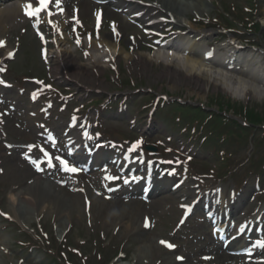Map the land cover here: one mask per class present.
<instances>
[{"label": "rangeland", "instance_id": "374dc122", "mask_svg": "<svg viewBox=\"0 0 264 264\" xmlns=\"http://www.w3.org/2000/svg\"><path fill=\"white\" fill-rule=\"evenodd\" d=\"M142 1L150 2L151 0ZM245 1L246 0H212L210 4L206 5L208 8L205 14H197L196 11H190L187 17L191 22H195V20L201 18L204 22L203 25L210 27L209 24L212 20L215 19L216 21L217 18V20L220 21L221 19L216 17V14L219 15L223 13L224 15H229L230 20L235 23L237 21L235 14L241 10L245 11V9L248 8L249 4ZM263 8L264 6L261 0L257 6L258 16L255 15V12L253 13V20L257 21V23L260 22L263 26L260 34H249L247 37H241L246 40L248 45L261 46L264 51ZM81 18L84 22H92L89 17L85 19L81 15ZM176 27L178 26H173V28ZM238 28H240L241 32L244 31L241 25H238ZM128 31L131 33L135 30L131 28V30ZM212 32V38L214 39L223 38L225 36L220 33V30L215 28L212 29L211 33ZM107 33H109V31L105 30L104 34L107 35ZM238 37L239 36H236V38ZM212 38H210L209 41H211ZM16 57L14 64L11 65L12 72L10 76L12 79L26 76L36 77L37 75L44 77V75H46L45 68L42 67L39 61L37 46L30 47L25 44L24 48H22ZM260 57L264 60V55ZM79 62L85 63L81 60H79ZM118 63L117 73H111L109 69H106L103 76L100 78L101 84L98 86L80 84L79 87H74L71 81H69L67 83H62L61 87L75 92V97L80 103L95 97L89 101V107L96 108L97 104L102 105V100H100L102 98H108L109 103H114L112 108L101 111V122L88 123L90 124V129L94 131L97 130L102 141H111L114 145H121V147L125 149L130 141H134L138 134H141L150 127V129L147 130V135L143 136L148 144L157 145L159 141L165 146L187 144V149H183L185 158L179 157L176 154L165 153L164 149L158 151L155 156H159L161 159L165 158L167 164L176 161L178 165L181 163L189 167L190 173L185 177L182 187L186 190L189 183L191 187L193 186L191 193L179 199V195H176V198L172 199L170 198L171 195L164 193L149 199L148 202L143 204L139 203L143 212L140 217L148 216L151 219V223H153V225L156 224L151 231L140 235L135 232L129 234L123 233V231L115 229L114 225H112L115 220L112 221L111 219L110 221H104L102 215H97L98 207H93L91 202L92 197L104 200L103 195L98 193V190H100L98 188L99 177L92 185V191L86 187L82 191V187L80 186L84 185L79 182L76 185L77 189L74 191V195L70 192L69 186L66 187L68 190L63 189V187V191L68 195V199L64 202L54 197V195L48 196L51 199L55 198L59 201V203L55 205L52 214L44 213V211L41 212L37 207H29L21 202L16 207L15 216L11 209L8 208L10 192H19L30 186L31 178L35 177L33 167H26L27 164L24 163V159L20 154L25 149L24 144H26V141L24 138L27 135L28 137L39 139L41 131L38 130V128L16 130L13 126L10 127V130H7L5 127L4 130L2 129L3 131L0 129V156L2 154L8 159L3 164L0 163V264H46V262L50 261L43 255L46 249L50 254H53V252L55 253V251L59 253L63 252L67 255L66 258L72 259L73 264H174V257L176 254L185 255L186 262L184 264H216L214 262L208 263L206 261L207 258L202 259L201 257L203 253H206L204 251L201 252V250L206 247L202 245L207 242L199 241L198 238L194 237L196 230L199 231L196 237L202 238V233L204 232L202 229L199 230L201 227L198 226L200 223L198 217L182 225V211L180 210V206L184 201V204H187L194 194L199 193V188L203 189L210 201H217L219 197L217 188L219 187L223 198L229 199L231 197V190H233L232 181L228 178L224 179V181H220L216 178L214 176L215 172L212 173L211 171L212 169L218 168L215 166V158L210 156L209 152L200 151V147L193 143L194 138L189 139L182 134V131H180L177 126H172L168 123L173 124V120L177 119L175 118L176 115L172 112H175L177 115L178 113L188 114L197 112L188 109L190 108L189 103L192 105L202 104L207 110L219 109L223 105V108H227L229 111V106L231 105H247L246 108L257 107L258 111H262L264 108V101L260 102L255 99H249L250 101L248 103L246 100L241 102L232 97L230 98L222 91L214 90L210 87L209 92H202L199 89L197 91L196 85L193 84L182 85L180 83H174L166 77H160L161 73L166 70V67L160 64L154 65L151 71L152 76H143L124 60ZM58 73L62 76L63 71L60 73L58 69ZM134 87L136 89H142L143 91L152 89L156 92L168 93L170 95L166 100L158 99L157 97L154 99H147L145 97L140 101L139 98L135 97L132 102H124V105L128 107L127 113L124 111L118 114L116 110L118 101L121 100L123 96L132 97L136 95L135 92H130V90L133 91ZM116 90H119L121 93L116 94ZM132 93L134 95H132ZM147 93L148 92L143 95H149V93ZM215 95L217 97H215ZM174 96L180 97L189 103L184 105L175 102L171 103L170 111H168L169 113H160L162 116L159 114V116L157 115L156 117H147L152 119V124L145 126L147 123L145 118L146 110L144 111L145 103L157 104L160 108L165 104L167 105L168 100H174ZM22 103L26 105L27 100L24 99ZM220 103L222 105H219ZM232 110L229 116L235 112V109ZM163 114L167 116H163ZM66 115L67 114L58 115L57 121L53 120L52 122L53 126L47 127L49 130L54 131L59 137L64 127ZM207 117H209V115ZM235 119L239 122L242 121V119L236 115ZM132 120L135 121L132 125L135 128L133 131L128 127V123ZM78 125L77 127L82 126L80 124ZM168 137H171V141L167 142ZM7 142L12 143L15 149L7 150L3 144ZM247 153V149L239 153L240 157L238 158L237 156L238 159L234 158L235 161H233V163L244 162V156L249 155V153ZM188 157H192L191 161L186 160ZM91 176L94 175L91 174ZM256 176L254 172H241L239 174L238 180L241 183L238 186L239 191H235L237 193L235 195L237 199L235 206L240 205L243 209L235 217L240 216L244 219L251 218L253 221H256L257 218L260 220V223L264 225V185L259 187V189L254 186ZM41 177H44L45 181L54 184L58 188L67 182L66 177L61 176L59 173H53L52 176L44 174ZM77 196H82L79 204H71L70 201H73ZM44 197H46L44 194L39 195L38 203L42 201ZM122 198L123 197H118L115 201L104 202H110L109 204L116 203L118 205V203L126 199ZM125 205L128 206L129 204ZM259 207L261 208L260 211L255 214ZM254 214L256 218L252 216ZM119 217L120 215L118 218ZM140 221L141 218L136 223H139L140 225L138 226L142 227ZM61 227H63V231L60 230ZM178 227L181 231L176 233L175 230ZM148 239H150L149 242H152L149 244L148 242L142 244V240ZM162 239H168L172 242L174 239L181 245L180 250L173 255L166 254L163 247L158 243V241ZM262 239L264 241V236ZM211 248L210 246L206 249ZM61 258L64 260L66 259L63 257ZM260 260V263L264 261V247L261 249ZM229 264H239V262L231 261Z\"/></svg>", "mask_w": 264, "mask_h": 264}, {"label": "bare ground", "instance_id": "6f19581e", "mask_svg": "<svg viewBox=\"0 0 264 264\" xmlns=\"http://www.w3.org/2000/svg\"><path fill=\"white\" fill-rule=\"evenodd\" d=\"M79 1L82 6L83 15L85 17H88L89 15L91 16L93 12H95V15H97L99 6L90 0ZM208 1L212 0H151L149 7L132 3L127 5L129 9H133V11H131L128 16L139 13L141 16L140 22L143 21L144 24L152 21V19L157 18L158 16H165L170 18L178 26L188 29V34H193L192 37L188 35L187 37L189 38L185 37V39L175 38V43L170 47V49H168V52L174 51L175 54H170L168 52H157L152 55L141 51L130 54L125 52L124 47H118L114 40L121 34L127 35V30L131 28L132 21L134 19V17L130 16V22L120 17L118 36L114 37L112 34L109 36H102V38L95 43V47L99 46L100 44L103 45V57L101 59L102 62L97 60L92 55L88 63L77 64V57L75 54H73L69 49H65L64 43L60 42L61 46L59 50L57 49L55 52L49 53L51 65H53L55 69H57V66L66 67V70L69 69L68 72L71 75L70 77L72 79L75 78L78 82L75 83L76 85L85 83L88 86H91L93 84H101L100 78L106 67H108V65L104 64L103 62L105 60L111 61L116 56L115 62L118 63L120 60H124L126 63L131 64L134 70L136 69L143 76L151 75L154 65L160 64L166 67V70L161 73L160 77H166L174 83H180L182 85L193 84L196 85L197 91L199 89L202 92H209L210 87L214 90L222 91L230 98L232 97L238 101L252 97L256 98V100L263 101L264 80H259L256 78L257 74L255 75L254 72H252V65L249 64V60L252 57L248 58L246 62L241 61V64L244 65V69H242L240 72H236L235 70L228 71L225 67H223V63L221 64L214 61H205L204 56L208 52L214 55V58L218 59V56L221 53L220 47L225 48L226 52L224 53L228 54L233 49L231 46L234 45V41L230 38L224 44H221L220 46L218 45L215 50L204 49L205 46L212 43H206V37L208 35L207 30L201 31L197 27L192 26L188 21L189 18L187 17V14L190 11H196L197 13L206 12V5ZM114 3L106 7L104 16H112L113 18L117 17L113 10H111V5H114ZM119 3H122V1H119ZM19 5L20 4L15 0H0L1 33L6 32L9 30V28L16 26L15 23H17L19 18L21 20L19 14ZM114 8L119 10V8L125 7L118 5ZM235 52L238 53V51ZM246 56H248V54ZM236 58L238 59V57ZM94 72L97 73L95 74ZM97 75L98 77H96ZM260 84H263L262 88L258 86ZM24 139L28 142L30 141V137L25 136ZM7 160V157L1 154V164ZM79 175L80 176L78 177H83L82 173H79ZM29 185L30 186L20 190L19 192H10L8 208L11 209L14 215L16 214L17 205H19L21 202L29 207H37L41 212L44 211V213L52 214L55 205L59 203L57 199H61L63 202L68 199V195H66L63 190L58 189L54 184H50L42 178L40 179L32 177L31 184ZM181 191L180 192L182 194L180 198L185 192L184 190ZM128 192L129 196L131 197L138 196V193L135 191V189L129 190ZM152 192L153 191H150L149 193ZM41 194H44L46 197H44L42 201L38 203L39 195ZM50 195H54V197L57 199L49 198L48 196ZM81 199L82 196H77V198H74V200L70 201V203L77 205ZM91 203L93 204V207H98L97 215H102L104 221H110L111 219L112 221L115 220L114 223H112L115 229L128 234L132 232L138 233L139 235L146 233L145 230L138 226L140 224L136 223L141 218L140 223L142 226L143 222L145 221L143 220L144 216L140 217L143 213L140 204H143V202H139L140 204L130 202V204L126 206V202H120L118 205L116 203L109 204L110 202L105 203L102 199L92 197ZM119 215L120 217L118 218ZM60 230L63 231V227H61ZM149 241L150 239L142 240V244H146L147 242L149 244L152 242ZM211 252L215 253L217 256L215 259L216 263H227V255L217 249H213ZM211 255L213 256V254Z\"/></svg>", "mask_w": 264, "mask_h": 264}, {"label": "snow or ice", "instance_id": "6c2138e0", "mask_svg": "<svg viewBox=\"0 0 264 264\" xmlns=\"http://www.w3.org/2000/svg\"><path fill=\"white\" fill-rule=\"evenodd\" d=\"M37 2H38V6L37 7H33V5L31 4V3H28V4H25L24 5V14L26 15V16H28V17H34V16H38V14L41 12V11H45L47 8H48V4H49V2H50V0H37ZM57 7H59V0H57V5H56ZM39 21H37V23H38ZM35 26V25H34ZM97 26H99V14H97ZM113 31H115V28H113ZM77 44H79V39H77ZM3 46V41H0V47H2ZM9 57H11L12 56V53L10 52L9 54ZM33 98H35V94H33ZM139 141H137L136 142V144H134L133 146H132V148H130L129 149V151H133L136 147H138L139 146ZM31 147L32 146H29V149H31ZM48 154L47 153H45V156H47ZM57 159H59V158H57ZM49 163H50V161H49ZM60 164H61V166H62V168H63V170L64 171H66V172H76V171H78V169L77 168H75V167H71L69 164H68V162L67 161H65V160H63V159H60ZM106 178H108V179H113V177H106ZM125 182H127V181H125ZM147 226V225H146ZM161 244H166V246L167 247H169V248H172V247H174L172 244H168L167 242H165V241H161L160 242ZM261 246H264V245H261ZM178 259H180L179 257H178Z\"/></svg>", "mask_w": 264, "mask_h": 264}, {"label": "trees", "instance_id": "16d2710c", "mask_svg": "<svg viewBox=\"0 0 264 264\" xmlns=\"http://www.w3.org/2000/svg\"><path fill=\"white\" fill-rule=\"evenodd\" d=\"M239 114H242L243 111L242 110H238ZM246 112V120H248V122H250L251 124L253 123H259V122H264L263 119H259L258 114L255 111H244Z\"/></svg>", "mask_w": 264, "mask_h": 264}]
</instances>
